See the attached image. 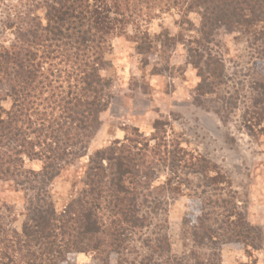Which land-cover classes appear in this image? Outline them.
I'll return each mask as SVG.
<instances>
[{"label": "trees", "instance_id": "1", "mask_svg": "<svg viewBox=\"0 0 264 264\" xmlns=\"http://www.w3.org/2000/svg\"><path fill=\"white\" fill-rule=\"evenodd\" d=\"M29 2L25 13L14 12L0 25V35L11 36L0 42V182L24 196L19 230L0 216V264H66L77 254L98 264H143L133 258V239L151 225L161 199L180 194L183 176L201 177L211 186L223 176L202 157L187 154L167 123L156 120L150 136L126 129L122 140L88 157L74 194L56 210L52 182L86 157L112 99L111 81L101 75L111 40L133 28L137 53H149L153 40L146 26L175 11L178 28L196 34L195 48L188 50L199 79L195 91L212 95L222 85L223 66L205 47L221 30L239 33L251 39L263 60L264 0ZM191 14L199 17L198 28ZM155 38L180 41L168 32ZM252 91L245 126L264 146V74L256 77ZM34 163L37 168L28 167ZM226 213L230 242L253 249L254 229L236 211ZM205 225L196 220L197 247L214 238ZM152 241L147 247L154 253L169 254L168 239Z\"/></svg>", "mask_w": 264, "mask_h": 264}, {"label": "rangeland", "instance_id": "2", "mask_svg": "<svg viewBox=\"0 0 264 264\" xmlns=\"http://www.w3.org/2000/svg\"><path fill=\"white\" fill-rule=\"evenodd\" d=\"M28 4L29 0H0V25L14 12L25 13ZM189 20L198 28L196 14ZM177 21L175 11L151 21L146 30L153 40L152 50L142 56L136 50L133 28L113 37L101 72L111 81L110 105L99 117L86 157L52 182V201L56 210H62L95 151L122 140L126 129L136 128L150 136L153 123L159 120L167 123L187 154L202 157L223 180L211 186L201 177L183 176L180 194L163 197L157 214L151 215V225L134 236L133 258L143 264L145 258L149 264H264V146L261 138L248 133L244 119L256 94L252 83L264 74V59L255 54L247 36L219 31L204 50L222 63V85L214 94L200 96L195 91L197 71L189 65L188 52L195 48L191 42L196 34L178 28ZM163 32L180 41L153 39ZM10 38L3 32L0 42L8 43ZM231 211L254 229L253 249L230 242L224 222L226 212ZM23 213L24 196L0 182V216L19 230ZM197 219L214 231L213 240L201 247L193 242ZM161 237L169 241V254L154 253L147 247ZM66 264L98 263L89 255L77 254Z\"/></svg>", "mask_w": 264, "mask_h": 264}]
</instances>
